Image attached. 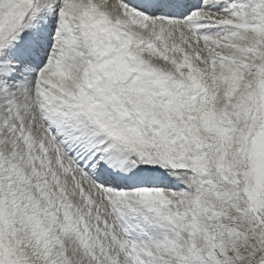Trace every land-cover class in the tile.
<instances>
[{
  "label": "snow or ice",
  "instance_id": "6c2138e0",
  "mask_svg": "<svg viewBox=\"0 0 264 264\" xmlns=\"http://www.w3.org/2000/svg\"><path fill=\"white\" fill-rule=\"evenodd\" d=\"M0 264H264V0H0Z\"/></svg>",
  "mask_w": 264,
  "mask_h": 264
}]
</instances>
